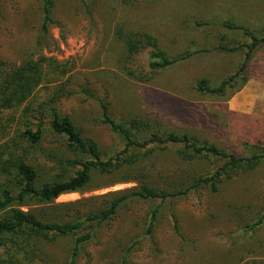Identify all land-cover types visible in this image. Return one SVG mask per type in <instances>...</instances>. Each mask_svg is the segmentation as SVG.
I'll list each match as a JSON object with an SVG mask.
<instances>
[{
    "label": "trees",
    "instance_id": "1",
    "mask_svg": "<svg viewBox=\"0 0 264 264\" xmlns=\"http://www.w3.org/2000/svg\"><path fill=\"white\" fill-rule=\"evenodd\" d=\"M39 1L38 41L42 47L47 44L50 26L60 23L54 17L55 0ZM136 23L117 21L113 38L119 48V69L137 83L144 103L154 100L150 112L117 119L105 98L96 97L87 86L81 90L95 98L99 106L96 121L118 140L117 148L110 153L85 135L70 114L58 109L59 100L75 92L68 86L71 66L67 62L39 51L19 64L0 60V264H78L81 257L89 255V245L101 244V233L121 212L139 205L145 207L139 232L123 239L115 234L103 247V254L111 257L109 264H129V256L140 251L144 242L154 246V230L164 208L173 233L183 243L177 201L202 190L216 194L227 181L253 171L264 161V145L246 143L247 150L235 153L200 137L185 122L192 121L193 128L203 123L207 119L206 104L178 101L154 86L174 65L209 49L188 46L170 54L145 25ZM204 23L195 21L196 26ZM223 25L242 30L247 36V41L218 46L223 51L242 50V60L235 71L218 82L201 76L192 87L205 100H221L226 111V101L239 88L238 83L245 81L244 72L264 43V36L241 24ZM181 126L187 130L177 131ZM165 152H172L179 164L169 174H153L157 157ZM118 182L133 185L55 202L64 193ZM97 198L101 199L96 203L93 200ZM76 202H88L89 206L82 211L74 207ZM263 225L264 201L240 229L242 234H252ZM245 247H237L231 252L234 259L225 262L237 264L245 251L252 252ZM193 260L192 264H207L198 258ZM241 264L254 263L247 260Z\"/></svg>",
    "mask_w": 264,
    "mask_h": 264
},
{
    "label": "rangeland",
    "instance_id": "2",
    "mask_svg": "<svg viewBox=\"0 0 264 264\" xmlns=\"http://www.w3.org/2000/svg\"><path fill=\"white\" fill-rule=\"evenodd\" d=\"M54 9L60 25L50 26L47 44L40 47V1L4 0L0 13V60L19 64L30 53L39 51L67 62L71 66L68 86L75 92L62 97L58 109L70 114L83 133L94 138L102 150L114 151L118 140L104 124L96 121L99 106L95 98L81 91L83 86L89 87L96 97L105 98L117 119L150 112L154 105L151 98L145 103L140 99L137 83L119 69V48L113 32L120 20L145 25L170 54L188 46L209 49L177 63L161 83L154 85L178 101L206 104L207 119L194 126L195 129L190 125L192 121L185 122L187 128L196 130L200 137L217 143L227 152L247 150L246 143L264 145V43L248 63L245 81L238 83L241 85L226 101V111L221 100H205L192 87L201 76L216 83L237 69L242 50L223 51L218 46H230L248 38L242 30L223 24H241L264 36V0H55ZM195 21L205 23L196 26ZM178 164L172 152L162 153L157 157L153 174H169ZM131 185L118 182L97 189L86 188L61 194L55 202L97 196ZM100 199L93 201L97 203ZM263 201L264 161L253 171L227 181L216 194L202 190L177 201L175 210L186 242L182 243L173 233L164 208L154 230V246L144 242L140 251L129 256V264H192L196 261L194 258L207 264H228L225 260L234 259L231 252L244 245L252 252L236 256L235 259L241 256L237 264L247 260L264 264V225L252 234H242L240 229L247 218L256 214ZM88 206V202L74 205L82 211ZM144 211L145 207L139 205L121 212L101 233V244L89 245V255L81 257L78 264H109L111 257L103 254V247L115 234L123 239L139 232Z\"/></svg>",
    "mask_w": 264,
    "mask_h": 264
}]
</instances>
